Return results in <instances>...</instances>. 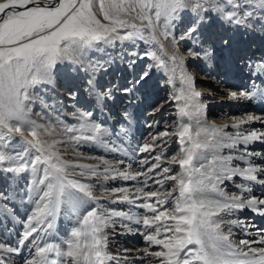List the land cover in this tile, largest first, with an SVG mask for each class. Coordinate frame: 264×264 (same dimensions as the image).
<instances>
[{"label": "snow or ice", "instance_id": "obj_1", "mask_svg": "<svg viewBox=\"0 0 264 264\" xmlns=\"http://www.w3.org/2000/svg\"><path fill=\"white\" fill-rule=\"evenodd\" d=\"M181 23L186 26L177 36ZM214 25L222 31L213 35ZM257 37L264 39V0H0V175L8 180L32 173L23 193L32 207L22 220L14 203L19 185L9 180L0 188V264H132L129 249L109 250L110 238L125 234L141 235L146 243L136 250L141 253L138 264L153 260L155 264H264V226L242 215L247 210L264 217V191L254 193L253 188H264V152L250 149L257 141L264 144V131L243 128L253 121L264 122V115L246 113L232 117L231 124L210 123L207 104L185 66L188 57L203 54L215 59L218 44L243 53L239 61L264 82V57L254 58L241 47H251ZM123 41L131 42L132 48L138 47L137 41L146 45L117 58L127 65L132 79L122 88L99 85L97 73L107 74L117 60L85 59L87 51ZM164 41L170 43L171 53ZM180 41L190 44L187 57L180 52ZM145 58L152 63L135 73L133 66ZM65 62L86 77L94 106L74 111V123L31 119L34 104L45 111L52 107L49 101L54 98L44 86L52 84L54 70ZM153 69L167 73L164 83L172 91L152 108V114L172 103L176 120L125 148L132 113L121 114L119 128L109 127L107 116L99 121L95 113L114 99L113 89L128 96L130 103L139 100L136 93ZM225 95L230 101L264 102V83L229 88ZM77 96V91L69 92L71 99ZM172 136L179 148L165 159ZM109 141L110 151H122L129 158L159 154L144 156L138 163L147 167L132 172L131 164L120 169L124 160L113 164L101 157L97 164H85L65 159L60 147H71L73 157L79 158L82 143L108 146ZM174 166L178 171L173 172ZM69 169H79L80 176L95 180L70 179ZM234 178H242L237 192H226L222 185ZM118 180L138 184L129 188L103 183ZM96 184L101 195L94 194ZM116 204L143 211L117 210L112 207ZM62 214L72 225L64 235L56 226ZM237 234L247 238L237 241Z\"/></svg>", "mask_w": 264, "mask_h": 264}, {"label": "bare ground", "instance_id": "obj_2", "mask_svg": "<svg viewBox=\"0 0 264 264\" xmlns=\"http://www.w3.org/2000/svg\"><path fill=\"white\" fill-rule=\"evenodd\" d=\"M185 26L186 25L184 23H181L179 25V27L177 28V31H176L177 36L180 35V33L183 31ZM213 29H216V30H214L215 33L222 31V28L219 25H214L210 30H213ZM246 39H252V38H246ZM139 42L140 41H137V44ZM183 42L184 41H181V43H183ZM257 42H259L260 44L259 43L257 44ZM167 43H169V42L164 41L165 47L167 46ZM140 45H142V44L140 43ZM251 46H253V47L251 48L252 50L250 52H248V55H250L254 58L260 57L261 55H259V52L264 51V39L259 38V37L255 38L254 42L252 43ZM205 47H208V45L205 44ZM130 48H132V47L124 45V41H123V42H115L111 45H101L99 47V49H89L87 51L85 59H91L92 61L100 60L101 63L104 62V60L101 58L107 59L108 57H111L113 60H117V62L113 64V66H112L113 68H110L108 70L107 74H105L103 72L97 73L96 79H97L99 85L106 86V87H112V85L115 84L117 88H122V87L126 86V84L128 82L127 78H131L132 73L130 72L127 65L119 62L117 58L119 56H123L124 53H126V52H130ZM179 49H180V52L183 53L187 57V50H185V51L182 50L181 46L179 47ZM245 52L247 53L246 50H245ZM242 54L243 53L236 52V51L230 52V51L224 49L222 46L217 44L214 48L215 59H212V60L205 59L203 57V54H201L199 59L188 57L192 61L200 60V63H199L200 66L199 67H201V68L207 67L208 73L204 76L198 75V77H197L198 80H204V81L209 80L210 82L213 81V83H215V84H213V83L211 84L212 88L209 87V85L204 86V87L199 86L197 88V90H199L200 92L207 95L206 96L207 98L205 99L204 102H206L207 104L210 105V108H211L210 110L212 112H218L216 110H221L222 111L221 113L224 114V111L226 109H228L227 106H229V105H234L235 108L233 111H236V110L239 111L241 109L243 110L245 105H248L250 107V109H249L250 112H245L246 110L244 109L242 112H240L241 114H239V115L231 114L230 117H226L223 119H220V118L216 119V117L212 116V118H210L208 120L210 123H216L218 125H220V124H231L232 123V117L243 116L246 113H251L254 115H264V113H263L264 112V103L260 99H258V102H256V103L253 102V101H256V99H253L250 101H230L225 95L226 90L229 88H231L232 90L244 89L245 82L247 81V79H246L247 76L252 77V79L254 78V76H252V75H250V73H248L247 69H249V68L245 67L246 69H244L243 63L241 61H239V56ZM133 70L135 73H138V70L136 69L135 65L133 66ZM115 72H117V75H116V78H114V82H113V81H111L113 79L111 74L115 73ZM125 72L130 73V75L127 77ZM244 73H246V74H244ZM233 78H234V80L231 81V79H233ZM68 81H71V83H68ZM85 81H86V77L81 72L76 71L75 66L71 65L69 62H65L61 65H58L57 68L54 70V79H53L52 84L44 86L47 89L50 96L54 98V101H58V103H55L54 101H49V103L52 104V107L47 108L46 111L42 110L40 105L34 104L32 106V112L30 113V116H31L30 118L31 119H37V117L39 116L40 117V119L38 121L39 123H45L46 121H48L52 124H54L53 121L56 120L57 118H59L60 120H64L67 123H69L71 121H75V118L72 116V113L74 111H76L77 109H79L81 111H86V108L89 107V104H90L89 101L91 102L92 100L95 99L94 96L89 94V90H88V87H87V84ZM221 81H223V84L220 83ZM224 82L228 83V85L226 83H225L226 84L225 85ZM249 82H250V79L248 78V83ZM74 84H76V85H74ZM217 84H219V87L216 86ZM178 86H179V82H178L177 87ZM257 86H260V85H257ZM72 90H75L78 92V96L74 100L73 99L70 100L71 98L69 97V92ZM101 91H103V87L101 88ZM171 91H172V89H171ZM62 93H64V96L66 95V99H64L61 96ZM119 93L120 92L113 89L114 99L107 102L106 107L104 108L103 111L98 112V119H99V121L102 122L107 116L109 119L108 126L112 127L113 125L111 124L110 119L114 120L115 114L113 113L114 110L110 109L111 108L110 105H115V104L121 105L122 104V102L120 103L121 100L124 102L125 101L127 102V103L122 105L123 106L122 110H123V112L124 111L131 112L133 119L131 122V134L123 142L125 148H127L128 144L135 146L136 144L139 143L137 135L139 134L141 129H143L142 132H145L144 135H146V134L149 135V133H154L155 131H158L160 127L163 128L161 131L164 130V124H163L164 122H162L161 117H160L161 111L154 114L152 117H149V120L147 121V123L145 125L143 124V121L146 117H144V116L141 117V115L139 116V113L141 111H143V105L148 101L147 97L144 96V94L146 93L145 91L144 92H141V90L138 91L136 93V95L139 96L140 99L133 102V103L129 102L128 96H127V99H121V94H119ZM79 98H80V100H79ZM200 99H201V97H200ZM70 101H72V103H70ZM133 105H135V106H133ZM255 105H258L260 110H257V111H259L257 113L256 112L252 113L251 110L254 107H256ZM61 106H63V107H61ZM56 109H60V110L57 111ZM87 110H88V108H87ZM33 111H36V112L33 113ZM116 120H120V117L118 119L116 118ZM153 121L158 122L154 127L149 128L146 126V125L152 123ZM120 123H123V121L121 120ZM117 124H119V123H117ZM114 126L116 128H119L120 124L118 126H116V125H114ZM125 126H127V125H125ZM243 128L246 131H250V130L264 131V122L253 121L249 124L244 125ZM227 131L234 132L235 129L229 128V129H227ZM53 138L54 139H60V137H50L48 139H53ZM173 138H176V137L172 136L171 138H169L167 140V143H169L171 140H173ZM114 139L115 138L113 137V140ZM115 142L121 143L120 141H115ZM94 145H95L94 152L98 153L97 156L99 157V159L102 157L103 159L108 160V161L112 162L113 164H115L117 161H114V160L116 158H119L120 160H124V162L126 161V166L128 164H131L130 171H132V172L140 171V170H142V167L144 166V165L140 164L139 167L138 166L134 167V165H135L134 161L136 159V155L134 156L135 158H133V157L129 158V157H126L122 151L121 152L110 151L109 147L111 146V141L108 142V146H104L101 144H94ZM60 147H61L62 151H64V153H65V155H64L65 159L76 160V162L85 163V164H97V163H99V159L98 160L97 159H95V160L88 159L90 157L92 158L93 156H87V155L83 156L82 155L79 158H75V157H73V149L71 147H67L66 149H65L64 145H61ZM263 147H264V144L257 141L253 145L250 146V149L252 151L263 152L262 151ZM170 150H171V148H170V145L168 144L166 146V152H165L166 157L165 158H167V154H169ZM118 154H120V155H118ZM156 154H159V152L157 151L156 153H143L141 157L143 158L144 156H147V157L151 158L153 155H156ZM142 158H139V159L141 160ZM256 159H257V162H259V159L258 158H256ZM235 163H240L241 166H244L242 162L234 161V164ZM123 166L124 165H120L121 170H123L126 167V166L125 167H123ZM101 167H103V166H101ZM79 173H80L79 169H76V170L69 169V174L75 175L76 178L80 179L82 182L92 181V179H93L92 177H89L87 175L80 176ZM1 179L4 182L6 181V183L9 182V180H6L5 177L1 178ZM110 182H112V181H104L103 183L105 186L109 187ZM113 182H115V181H113ZM131 182L136 183L135 185L138 184V181H131ZM241 182H242V178H234L232 181H226L225 184L222 185V187H224L226 192H229V193L237 192L236 184H239ZM2 185L4 186L5 184H2ZM125 185H126V183H125ZM112 187H114V186L112 185ZM118 187H120V186H118ZM124 187H128V185L124 186ZM131 187L132 186H129V188H131ZM253 188H254V193H258L259 191H264V188H261L258 185H253ZM16 197H17V195L15 196L14 203L17 206V210L20 211L21 215L24 216V214H26L28 212L27 205H26L27 203L25 202L24 198H22V199L20 198L21 200L18 201L16 199ZM138 203H139V201H138ZM104 205H106L105 207L108 206L107 204H104ZM133 206L134 205H129V204H116V205H113L112 207H114L117 210H125L128 208L127 210L131 209L132 211H136L137 208L136 207L133 208ZM85 207H89V205H85ZM136 212H138V211H136ZM243 215L246 217H251L253 219V221L258 226H264V217L255 216L253 213H251L247 210H245ZM69 223H70L69 219L65 215L62 214L60 217L57 218V221H56L57 231L63 235V233L65 231L64 229H66L68 226L71 225V223H70V225H69ZM15 233L16 232L13 231L12 236H15ZM250 235H252V236L255 235L254 230L250 233ZM127 236H131L132 238H134V237L138 236V234L137 235H134V234L121 235L120 238H117L116 240L113 239L114 243L122 242V239L126 238ZM116 237H119V236H116ZM237 237H239V239H237ZM234 238L237 241H239L240 239L247 238V237H243V236L237 234ZM119 239H121V240H119ZM142 241H143L144 247H146V243L143 240V238H142ZM119 244H123V242L119 243ZM118 246L121 247L120 245H118ZM144 247H142V248H144ZM114 249H116V248H114ZM127 249H128V247H127ZM153 250H156V249H153ZM133 253H135V252H133ZM132 255H134V254H132ZM136 256H137V254L135 255V257ZM129 258H130V256H128V259ZM129 260L131 261V259H129ZM122 263H123V261H121V264ZM153 264H155V260H153Z\"/></svg>", "mask_w": 264, "mask_h": 264}, {"label": "rangeland", "instance_id": "obj_3", "mask_svg": "<svg viewBox=\"0 0 264 264\" xmlns=\"http://www.w3.org/2000/svg\"><path fill=\"white\" fill-rule=\"evenodd\" d=\"M214 30H216V29H213V30H210V32L211 33H213L214 32ZM213 34H215V32L213 33ZM140 43L142 44V45H140ZM259 42H257V44H258ZM260 44V43H259ZM124 45H126V46H129V47H131V43L129 42V41H124ZM181 46V49L182 50H187L188 49V47H190V44L187 42V41H184L183 43H181V41L179 42V47ZM260 46V45H259ZM146 47V45L143 43V42H139L138 43V47H137V49L136 48H130V52H132V51H140V50H142L143 48H145ZM241 47H243L244 48V51L246 50L247 51V54H248V52H250L252 49V47L253 46H251V47H245V45H241ZM166 48L168 49V51L171 53V51H172V47H171V45H170V43H167V46H166ZM264 51H261V52H259V55H261L260 57H264V53H263ZM199 59V58H198ZM150 63H152V61L150 60V59H148V58H145V59H143V60H137V62H136V64H135V67H136V69L138 70V73H140V72H142L144 69H145V67L148 65V64H150ZM200 60H197V61H192V60H190L189 58H187L186 60H185V66H186V68H187V70L189 71V72H191L192 74H193V76L195 77V81H196V88H198L199 86H207V85H209V87H211L212 88V83H213V81L212 82H210L209 80H207V81H204V80H198V75H206L208 72V70H207V67H199L200 66ZM246 66H244V64H243V68L244 69H246V68H248V67H246ZM111 68H113V67H111ZM128 71V70H127ZM247 71H248V73H250V70L249 69H247ZM113 74V75H112ZM111 74V76H112V80L111 81H113L114 82V78H116V75H117V72H115V73H112ZM125 74L127 75V77L130 75V73H126L125 72ZM244 74H246V73H244ZM250 75H251V73H250ZM247 76V75H246ZM132 78V77H131ZM131 78H127V81H129ZM166 78H167V73L165 72V71H163V70H156V69H153L152 70V73H151V76H150V79H148V81L146 82V84L140 89L141 90V92H146L145 94H144V96H146L147 97V102L143 105V111H141L140 113H139V116L141 115V117H146L145 119H144V121H143V124L145 125L146 123H147V121L149 120V117H152L153 116V114H152V108L153 107H155L156 105H158V104H161V103H163L166 99H167V97L169 96V94H170V92H171V86L170 85H167L166 83H164V81L166 80ZM248 78L250 79V82L248 83ZM255 78V79H254ZM253 79H252V77H249V76H247L246 77V79H247V81L245 82V85H244V88H248V87H250L251 86V83L253 82V81H255V83L257 84V85H260V86H262V83H264V82H262L259 78H257V77H254ZM234 80V78L233 79H231V81H233ZM260 82V83H259ZM68 83H71V81H68ZM209 83V84H208ZM226 82H224V84H225ZM213 84H215V83H213ZM227 85H228V83H226ZM225 84V85H226ZM74 85H76V84H74ZM73 85V86H74ZM84 85V84H83ZM177 85H178V82H177ZM211 85V86H210ZM217 87H219V84H217L216 85ZM214 87V86H213ZM58 89V88H57ZM202 93V92H201ZM119 94H121V99H127V96H125L122 92H120ZM123 95V96H122ZM204 95V96H203ZM61 96L64 98V99H66V95L64 96V93H62L61 94ZM125 96V97H124ZM207 95L206 94H204V93H202V96H201V101L202 102H204L205 101V99L207 98L206 97ZM123 97V98H122ZM120 99V100H121ZM204 99V100H203ZM70 100H72V99H70ZM79 100H80V98H79ZM86 100V99H85ZM122 102V104L121 105H110V109H113L114 111H113V113L115 114V116H114V120H112V119H110V122H111V124L114 126V125H116V126H118L119 124H117L116 122L118 121V120H116V118L118 119L120 116H121V114L123 113V104H125V103H127L126 101L124 102V101H120V103ZM254 103H256V102H258V98L256 99V101H253ZM70 103H72V101H70ZM89 107H87L88 108V110H89V108L90 107H93L94 106V100H92L91 102L89 101ZM204 103H206V102H204ZM264 103V102H263ZM171 104V105H170ZM164 103V106H163V108L161 109V115H160V117H161V120H162V122H164L163 124L165 125V124H168V125H171L172 124V122L173 121H175L176 120V111H175V106L172 104V103ZM207 104V103H206ZM256 107H254L252 110H251V112L253 113V112H259V111H257V110H260L259 109V107H258V105H255ZM228 107V109H226L225 111H224V114L223 113H221L222 111L221 110H216V111H218V112H212L210 109V105L209 104H207V119L209 120L210 118H212V116L213 117H216V119L218 118H220V119H223V118H226V117H230L231 116V114H234V115H239V114H241L240 112H242L244 109L246 110L245 112H250V107L248 106V105H245L244 106V109L242 110H239V111H233L234 110V105H229V106H227ZM87 108H86V110H87ZM257 108V109H256ZM34 112H36V111H33V113ZM264 113V112H263ZM95 115H97L98 116V112L97 113H95ZM31 117V116H30ZM155 117V116H154ZM54 122V124L56 123V120H54L53 121ZM75 121H71V122H69V123H74ZM143 125V126H144ZM163 128L162 127H160L159 128V130L158 131H161ZM169 131H171L172 130V128H169L168 129ZM143 131V129H141L140 130V132H139V134L137 135V137H138V141H139V143L140 142H142V141H144L147 137H148V135L146 134V135H144L145 134V132H142ZM158 131H155L154 133H156V132H158ZM175 139V140H174ZM172 141V142H171ZM169 143H167V145L169 144L170 145V148H171V150H170V152H169V154H167V158H170V156H171V154H173V153H175L176 151H178V148H179V145H178V141H177V138H173V140H171ZM93 146H92V145ZM94 144H96V143H94V142H86V143H82L80 146H79V151L83 154V156L84 155H87V156H93L92 158L90 157V158H88V159H90V160H95V159H99V157L97 156L98 155V153H95L94 152V150H95V145ZM89 147H88V146ZM91 145V146H90ZM94 148V149H93ZM262 151L264 152V147H263V149H262ZM90 153V154H89ZM96 155H95V154ZM118 155H120V154H118ZM142 156V154H137L136 155V159H135V161H134V167H139V163H138V160H140L139 158H142L141 157ZM95 157V158H94ZM111 157V156H110ZM109 157V158H110ZM166 157V156H165ZM133 158H135V157H133ZM167 158H165V159H167ZM114 160V159H113ZM120 159L119 158H116L114 161H119ZM125 164H123L124 166L123 167H125L126 166V161L124 162ZM147 167V165H144L143 167H142V169L143 168H146ZM175 171H178V166H174L173 167V172H175ZM31 176H32V173H31V170H29L28 172H26V173H24V174H20L19 175V177L17 178V179H11V177H9V179L8 180H10V182L15 186V185H19V188H20V194L19 195H17V197H16V199L18 200V201H20L22 198L21 197H23L24 198V200H25V202L27 203L26 205H27V209H28V211L30 210V208L32 207V205H30L29 203H28V199H27V197L26 196H23V193H24V190L28 187V185H29V183H30V180H31ZM74 176V177H73ZM1 178H4V176H2V175H0V179ZM69 178L71 179V178H76V176L75 175H73V174H69ZM21 182H20V181ZM94 180H95V178H93L92 179V181H89V182H94ZM17 182V183H16ZM128 182V183H127ZM123 181V180H118V181H115V182H110L109 183V187L111 186L112 187V185L114 186V187H118V186H120V187H124V186H127L128 185V187L129 186H134L136 183H134V182H131V181ZM125 183H126V185H125ZM2 184H6V181L4 182V181H2V179L0 180V188H2L3 187V185ZM149 184L151 185V181H149ZM124 185V186H123ZM154 187V186H153ZM147 190V189H146ZM94 194H96V195H101L102 193H101V186H100V184H96V190H95V193ZM21 198V199H20ZM17 201V202H18ZM102 203H104V201H101ZM104 206H106V205H104ZM135 206H133V208H134ZM20 208V207H19ZM128 209V208H127ZM127 209H125L126 211H127ZM136 211H138V212H140V211H143V210H141V209H136ZM17 217L19 218V219H23V215H21V213H20V211H18L17 210ZM243 215V214H242ZM244 216V215H243ZM248 216V215H247ZM246 217V216H245ZM69 225H70V223H69ZM72 225H70V226H68L66 229H68V228H70ZM66 229H64V230H66ZM64 233H65V231H64ZM64 233H63V235H64ZM15 235H16V233H15ZM62 235V234H61ZM137 237H139L140 238V241H138V242H140V244H135L134 242H131V240H130V242H131V244H133L134 243V245L132 246V245H127L128 244V242L127 241H125V242H123V244H119V243H122V242H119V243H114V240L112 239L111 240V238H110V241H109V250L110 251H112V252H116V251H122L124 248H127L128 247V249H130L129 250V254H128V256H130V258L129 259H131V261H132V264H138V262H139V258H140V256H141V253H139V252H137L136 250L137 249H141L142 247H144V245H143V241H142V236L141 235H138ZM117 238H120V236L119 237H115L114 239L116 240ZM237 239H239V237H237ZM119 240H121V239H119ZM142 241V242H141ZM118 245H120L121 247H119ZM124 246V247H123ZM118 247V248H117ZM114 248H116V249H114ZM132 249V250H131ZM133 252H135V253H133ZM132 254H134V255H132ZM137 254V256L135 257V255ZM26 255V254H25ZM123 264V263H122Z\"/></svg>", "mask_w": 264, "mask_h": 264}]
</instances>
